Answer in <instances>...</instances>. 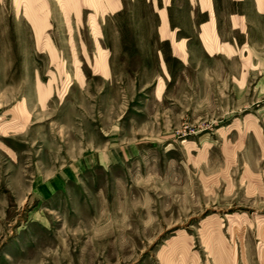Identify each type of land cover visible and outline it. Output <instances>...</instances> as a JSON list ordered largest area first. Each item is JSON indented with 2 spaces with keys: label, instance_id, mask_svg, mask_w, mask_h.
Segmentation results:
<instances>
[{
  "label": "rangeland",
  "instance_id": "rangeland-1",
  "mask_svg": "<svg viewBox=\"0 0 264 264\" xmlns=\"http://www.w3.org/2000/svg\"><path fill=\"white\" fill-rule=\"evenodd\" d=\"M263 5L0 0V264H264Z\"/></svg>",
  "mask_w": 264,
  "mask_h": 264
},
{
  "label": "crops",
  "instance_id": "crops-1",
  "mask_svg": "<svg viewBox=\"0 0 264 264\" xmlns=\"http://www.w3.org/2000/svg\"><path fill=\"white\" fill-rule=\"evenodd\" d=\"M90 1H94V0H90ZM114 2V1H113ZM110 6L112 7V3H111V1H110ZM114 4V3H113ZM264 6V5H263ZM210 11V10H209ZM234 17H237V20H238V23H239V25L238 26H235L234 25ZM211 20V14H210V18L209 19H205V20H203L201 23H200V26L202 27V24H204V23H206V22H209ZM245 20H246V17L243 15V14H231V16H230V22H231V24H232V26L233 27H242L243 26V23L245 22ZM211 24H212V22H211ZM211 24H210V27H211Z\"/></svg>",
  "mask_w": 264,
  "mask_h": 264
}]
</instances>
